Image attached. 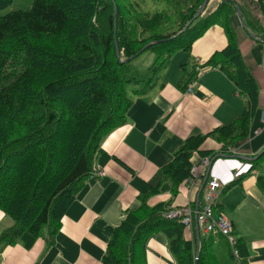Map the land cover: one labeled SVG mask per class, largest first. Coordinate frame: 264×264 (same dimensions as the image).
<instances>
[{"label":"trees","instance_id":"1","mask_svg":"<svg viewBox=\"0 0 264 264\" xmlns=\"http://www.w3.org/2000/svg\"><path fill=\"white\" fill-rule=\"evenodd\" d=\"M12 1L0 0V11ZM203 1L32 0L29 10L0 15V212L11 221L0 233V252L14 245L29 249L38 239L54 245L75 196L87 180L98 177L94 163L104 154L101 143L127 123L133 99L157 84L175 53L188 51L217 24L225 30L227 46L204 67L223 73L247 106L231 124L187 138L162 169L163 179L175 188L188 179L190 159L207 138L221 146L219 154L231 156L230 149L247 137L259 89L245 67L230 18L237 6L246 28L254 22L235 0H217L212 13L183 31ZM260 9L264 15V5ZM253 28L259 33L255 41L264 44V25ZM146 52L152 61L137 64ZM197 77L198 71L191 72L181 86ZM200 155L211 161L217 153ZM263 163L264 153L247 163L248 172ZM143 214L128 213L102 264H140L142 234L151 227H163L175 264H194L196 254L197 264H245L241 242L234 246L236 261L232 248L219 239L226 246L225 262L215 251V236L200 234L188 241L181 224L160 218L159 227L155 218L144 219L149 213Z\"/></svg>","mask_w":264,"mask_h":264},{"label":"crops","instance_id":"2","mask_svg":"<svg viewBox=\"0 0 264 264\" xmlns=\"http://www.w3.org/2000/svg\"><path fill=\"white\" fill-rule=\"evenodd\" d=\"M216 1L213 5L209 2L203 16L212 13ZM235 1L248 14L246 18L254 22L250 29L247 27L249 36L236 14L230 18L239 52L259 91L247 137L230 151L231 156L253 161L264 151V44L255 41L259 33L253 28L264 25L260 9L264 0ZM226 46L225 30L217 24L194 41L188 51L175 53L157 84L133 99L127 123L101 143L104 154H98L94 163L98 177L87 180L75 196L61 219L54 245L47 247L45 241L38 239L29 249L20 245L5 247L0 252V264H102L108 243L128 213L144 212V216L149 213L144 219L155 218L160 227L161 219L170 221L164 217L167 211L185 206L196 210V205L201 210L202 186L191 188L186 179L175 188L163 179L162 169L172 162L187 138L229 125L244 112L247 99L234 84L216 68L204 67ZM196 69H199L197 80L188 82L185 88L181 86ZM190 84L193 86L187 92ZM220 150L219 144L207 138L198 152L193 153L190 163L198 165L204 159L200 152L221 155ZM250 161L216 159L208 176L221 182L222 191L214 212L228 218L235 243L241 242L246 247L245 264H264V180H261L264 163L248 172ZM10 225L11 221L0 212V233ZM149 229V233L142 234L145 241L139 263L175 264L163 227ZM184 231L188 241L198 240L200 234L211 235L201 233L194 222L190 230ZM212 236L217 239L215 251L223 261H228L224 257L226 246L222 248L219 240L223 237ZM234 257L239 260L238 253Z\"/></svg>","mask_w":264,"mask_h":264},{"label":"built area","instance_id":"3","mask_svg":"<svg viewBox=\"0 0 264 264\" xmlns=\"http://www.w3.org/2000/svg\"><path fill=\"white\" fill-rule=\"evenodd\" d=\"M193 84H190L186 89L190 92ZM209 160L204 158L198 165H193L190 170V175L187 180L188 185L193 186L201 185L202 179L208 167ZM222 191L221 182L215 178H210L206 184L203 194V203L201 210H193L190 206L176 208L165 213V219L173 220L184 226L185 230H190L194 222L198 230L203 234L218 235L225 238L230 244L234 256H237L235 250V241L232 236V226L228 218L222 214H215V206L217 199Z\"/></svg>","mask_w":264,"mask_h":264},{"label":"water","instance_id":"4","mask_svg":"<svg viewBox=\"0 0 264 264\" xmlns=\"http://www.w3.org/2000/svg\"><path fill=\"white\" fill-rule=\"evenodd\" d=\"M226 1H229V0H226ZM208 3H209V0H204L203 1V3H202V5L200 6V8H199V10H198V12H197V14L194 16V18L190 21V22H188L187 23V25H186V27L184 28V30L183 31H186V29L196 20V19H198L200 16H202V14L204 13V11H205V9H206V7H207V5H208ZM236 16H237V18H238V20H239V22H240V24H241V26H242V28L247 32V34L249 35V36H251L250 35V33L247 31V28H246V26H245V24H244V21H243V18H242V14H241V11H240V9L236 6ZM114 17H115V14H114ZM157 43H159V42H157ZM151 44H148L145 48H142L137 54H135L133 57H131V58H129V59H127V62H129V61H131V60H133L134 58H136L137 56H139V54L140 53H142L146 48H148L149 46H150ZM262 153H264V151L262 152ZM231 158H235V159H241V160H243V161H250L251 159H246V158H240V157H236V156H224V155H217V156H215L211 161H210V163H209V165H208V167H207V169H206V173H205V177H204V183H205V181H206V179L208 178V175H209V173H210V169H211V166H212V164L214 163V161L216 160V159H231ZM203 183V184H204ZM196 209H197V205H196ZM197 234H198V232H197ZM197 262H198V254H196V256H195V258H194V264H197Z\"/></svg>","mask_w":264,"mask_h":264},{"label":"rangeland","instance_id":"5","mask_svg":"<svg viewBox=\"0 0 264 264\" xmlns=\"http://www.w3.org/2000/svg\"><path fill=\"white\" fill-rule=\"evenodd\" d=\"M210 2L213 3L215 2V0H210ZM31 3L32 0H13L11 5L9 7H7L5 10L0 11V15H5L10 11H26L29 10L31 7ZM216 5H217V1H216ZM208 8V7H207ZM211 8V7H210ZM209 8V9H210ZM208 12V11H207ZM204 14V13H203ZM202 14V15H203ZM207 14V13H206ZM152 61V55H150L149 53H144L138 60H137V64L139 65H145V64H149ZM204 193V192H203ZM224 257L229 260L227 255H224Z\"/></svg>","mask_w":264,"mask_h":264},{"label":"bare ground","instance_id":"6","mask_svg":"<svg viewBox=\"0 0 264 264\" xmlns=\"http://www.w3.org/2000/svg\"><path fill=\"white\" fill-rule=\"evenodd\" d=\"M224 239V238H223Z\"/></svg>","mask_w":264,"mask_h":264}]
</instances>
